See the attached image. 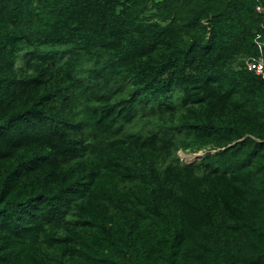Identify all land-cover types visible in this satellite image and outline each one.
Segmentation results:
<instances>
[{
	"label": "trees",
	"instance_id": "16d2710c",
	"mask_svg": "<svg viewBox=\"0 0 264 264\" xmlns=\"http://www.w3.org/2000/svg\"><path fill=\"white\" fill-rule=\"evenodd\" d=\"M259 32L264 0H0V264H264Z\"/></svg>",
	"mask_w": 264,
	"mask_h": 264
},
{
	"label": "built area",
	"instance_id": "2783aa9c",
	"mask_svg": "<svg viewBox=\"0 0 264 264\" xmlns=\"http://www.w3.org/2000/svg\"><path fill=\"white\" fill-rule=\"evenodd\" d=\"M260 9V6H257ZM262 33H257L255 36V43L260 50V55L254 58L247 59V65L250 69H253L257 73L264 72V38Z\"/></svg>",
	"mask_w": 264,
	"mask_h": 264
},
{
	"label": "rangeland",
	"instance_id": "374dc122",
	"mask_svg": "<svg viewBox=\"0 0 264 264\" xmlns=\"http://www.w3.org/2000/svg\"><path fill=\"white\" fill-rule=\"evenodd\" d=\"M179 154L182 160L190 162V161H193L195 159L202 157L204 152L202 150L198 152H184L180 150Z\"/></svg>",
	"mask_w": 264,
	"mask_h": 264
},
{
	"label": "clouds",
	"instance_id": "9594fccd",
	"mask_svg": "<svg viewBox=\"0 0 264 264\" xmlns=\"http://www.w3.org/2000/svg\"><path fill=\"white\" fill-rule=\"evenodd\" d=\"M191 162V161H190Z\"/></svg>",
	"mask_w": 264,
	"mask_h": 264
}]
</instances>
